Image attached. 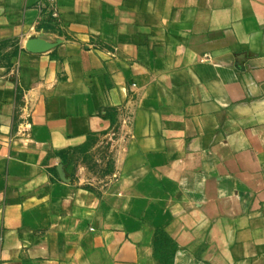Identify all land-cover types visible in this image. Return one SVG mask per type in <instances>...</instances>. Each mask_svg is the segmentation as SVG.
<instances>
[{"label":"crops","instance_id":"1","mask_svg":"<svg viewBox=\"0 0 264 264\" xmlns=\"http://www.w3.org/2000/svg\"><path fill=\"white\" fill-rule=\"evenodd\" d=\"M56 5L0 0V264H160L158 229L264 264V0ZM110 139L107 182L63 176Z\"/></svg>","mask_w":264,"mask_h":264},{"label":"rangeland","instance_id":"2","mask_svg":"<svg viewBox=\"0 0 264 264\" xmlns=\"http://www.w3.org/2000/svg\"><path fill=\"white\" fill-rule=\"evenodd\" d=\"M114 147V140L110 139L96 148L85 146L79 152L67 155L61 166L63 176L71 181H78L79 174H86L83 184L100 186L107 182V175L112 169Z\"/></svg>","mask_w":264,"mask_h":264},{"label":"trees","instance_id":"3","mask_svg":"<svg viewBox=\"0 0 264 264\" xmlns=\"http://www.w3.org/2000/svg\"><path fill=\"white\" fill-rule=\"evenodd\" d=\"M63 160H65L67 154L59 153ZM178 252V246L167 235L164 230L158 229L154 235V254L155 258L160 264H172L174 263L175 256Z\"/></svg>","mask_w":264,"mask_h":264},{"label":"water","instance_id":"4","mask_svg":"<svg viewBox=\"0 0 264 264\" xmlns=\"http://www.w3.org/2000/svg\"><path fill=\"white\" fill-rule=\"evenodd\" d=\"M55 44L56 43L53 42L43 41L40 38H33L26 43V49L30 52H35V53L44 52L54 47Z\"/></svg>","mask_w":264,"mask_h":264},{"label":"built area","instance_id":"5","mask_svg":"<svg viewBox=\"0 0 264 264\" xmlns=\"http://www.w3.org/2000/svg\"><path fill=\"white\" fill-rule=\"evenodd\" d=\"M45 1V8L50 12L53 18H58V9L56 5V0H44Z\"/></svg>","mask_w":264,"mask_h":264}]
</instances>
